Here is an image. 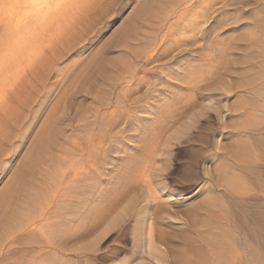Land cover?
<instances>
[{
    "label": "bare ground",
    "instance_id": "bare-ground-1",
    "mask_svg": "<svg viewBox=\"0 0 264 264\" xmlns=\"http://www.w3.org/2000/svg\"><path fill=\"white\" fill-rule=\"evenodd\" d=\"M78 2L79 0H36L35 3L0 0V12L6 15L7 19L14 21L15 28H12V31H16L14 34H23L21 37L24 38L26 36L24 33L34 36L37 31L44 30L45 26H49L46 27L47 29L51 28L54 25L53 22L71 14L80 3ZM186 2L188 3L189 0ZM260 9L258 10L261 11ZM157 10L155 11L157 12ZM160 13L163 11L157 12L156 16ZM258 15L260 14L258 13ZM255 22L257 24V21ZM50 24H52L51 27ZM258 25L264 30V17L258 19ZM44 33H46L45 30ZM255 34L253 35L255 36ZM254 41H256L257 48L252 49L251 54L254 61L251 64L249 61L248 67L249 70L255 68L257 71L253 72L255 76L252 75L250 78L252 84H249V81L246 90L251 93V96L244 95L249 98L250 105L244 106L240 117H232V121H229L231 124L239 121V123L242 122V124L250 126L238 132L235 137L233 136L232 155L234 158L230 160V163L226 164L225 162L219 165L220 160L221 162L223 160L222 156L224 158H227L226 155L228 156V154H220L222 142L220 138L224 135L223 130L227 129L229 125L226 117L229 110L225 109L227 112H224L223 108L222 111L214 110L217 112L214 113V123L210 124L212 139L209 136H203L204 139L199 141L193 137L188 138L186 135L188 140L184 139L186 140L184 142L178 137L176 139L178 145L175 144L178 151L175 153H173V138L171 137L174 130H171V134L168 133L172 129V125H169L170 122L167 123V118L165 119L161 115L162 118L157 115L146 118V124L151 121L148 124L149 128L146 124H139L138 113L146 108L148 102L139 103L140 105L133 104V102L132 104L136 105L133 106L125 105L127 102L124 101L123 106V100L117 99L114 108L121 107V112L114 108L111 109L108 113L109 119L112 120L110 122H107V116L97 120L98 110H95L94 120L100 122L96 128L89 130L85 140L82 142L80 138H77L70 140L67 144H65L66 141L61 142L62 144L60 143L56 150H53L51 145L56 143L54 136L57 129L49 128V131L47 129L48 132H46L48 134L45 133L47 137L43 143L46 146L40 147L47 153V157H43L46 159L43 162L45 167L41 170L39 167V169L37 168V165L33 166L34 173L38 171L40 179L35 178L36 180L31 184L32 188L29 187L27 191L23 189L17 192L18 194L13 193V196L10 195L11 198H7L8 194L6 198L9 199V202L5 203L6 206L0 212L2 217L0 220V264H98L101 260L104 262L108 258L116 259L118 257L117 254L108 253L105 249L102 250V253L100 252L102 242L114 234L115 237L131 243V256L136 257L129 259L128 256L123 260L113 261L112 264H132L134 259H137L139 264L142 262L143 264H264V37L256 36ZM13 43L15 44V42ZM2 45L4 46V42ZM25 46H28V49L31 48L30 45ZM18 51L20 52V49ZM18 58L20 57H17V60ZM121 62L124 64L123 61ZM121 66L123 68V65ZM166 70L170 71L169 68ZM5 73L3 72V76L6 75ZM170 74L166 72L163 77L167 80L171 78ZM257 77L259 80L254 81ZM245 78L247 79V77ZM7 81L9 80L7 79ZM29 82L24 86H19L20 84L14 86L13 82L11 89L4 90L5 93L11 90L16 92L7 98L5 103L7 102L8 105H5L3 112H0V162L5 153L6 144L10 141L12 127L17 124L21 112L29 104V97L24 98L23 94H17V89L26 91V93L34 89V85ZM4 84L5 81L3 86ZM6 85H8L7 82ZM4 92H0V98L4 96ZM164 102L166 101L164 100ZM214 104L211 105L212 107L210 106V109L218 106V103ZM0 105L3 106L1 103ZM134 107H139V109L134 110ZM147 109L149 107L146 108V111ZM248 109L256 110L257 116L249 117L250 112L247 111L250 110ZM153 110L155 109L153 108ZM246 112L249 114L247 115ZM194 117H190V121ZM118 118H121L122 124L125 123L126 126L132 122L135 123L134 125L139 129L135 139L142 140L143 143L139 148L143 152L133 158H129V154L126 158H121L115 163V157L110 153L120 151V146L128 149V144H130L124 140L126 136L124 137L123 130L126 126L122 127L117 134H111L116 127ZM237 123L236 125H238ZM189 126L192 125H186L187 128L182 126V129H188ZM201 135H204V132ZM57 141L59 142V140ZM132 147L135 148L134 145ZM188 154H191L195 159L185 167V174L198 181L196 186L202 184L195 191L197 196L194 198L184 195L178 199L174 195L183 194L192 186V183L190 180L189 183H181L179 187L182 190L175 194V190L171 189L166 181V176L172 172L171 170L176 169H171L169 162ZM108 164L114 165L109 170L110 173L111 171L118 172L115 173L118 176H113L111 182L100 178V174L107 170ZM117 166L121 167L120 172ZM213 168H215L214 172L217 170L220 172V174L217 172V175L224 178L222 181H225L223 183L226 190L225 195L216 193L217 190L214 189V183L211 182L214 181ZM31 177L34 179L33 175ZM220 181H216L219 186L222 185ZM106 183L111 184L106 186ZM253 184L258 186V194L251 198L260 200L253 202L245 197L242 199V193L243 195L248 194ZM135 187L141 189L143 193L135 192ZM234 194H237V197ZM235 208L239 209L241 213V223L249 222L248 217L250 216L251 224L257 228L253 229L250 225L252 231L246 233L243 230L236 236L240 225L237 224L239 214L237 217ZM188 216L192 217L191 225L188 223ZM236 219H238L237 223ZM244 223L242 225H245ZM23 240L29 242L30 247L24 255L17 256L20 252L13 247H17ZM118 250L116 252L123 249L120 247Z\"/></svg>",
    "mask_w": 264,
    "mask_h": 264
},
{
    "label": "rangeland",
    "instance_id": "rangeland-1",
    "mask_svg": "<svg viewBox=\"0 0 264 264\" xmlns=\"http://www.w3.org/2000/svg\"><path fill=\"white\" fill-rule=\"evenodd\" d=\"M158 1L79 0L80 5L77 4L78 6L71 14L53 22V26L50 24V27H52L49 29L46 28L49 26H45L46 33H44V30L37 31L34 36L33 34L27 33L32 35L29 36L24 33L28 36H24L26 41L21 37L23 34L15 35L16 31H12V28H15L13 26L14 21L7 19V16L0 12V64L3 63L2 66L0 65V70L3 69V72H6V75L3 76V72L0 71L2 72L0 73V92L11 89L13 82L14 86L18 84L24 86L31 81L29 83L35 87L27 93L22 90L19 91V88L17 89V94H23L24 98L29 97V104L23 109L24 112H21L17 124L12 127L10 141L7 142L4 149L5 153L1 157L0 212L9 202L7 198L11 194V196H13V193L18 194L17 192L23 189L27 191L36 180L35 178L40 179L39 172L34 173L33 166L36 167L37 165V168L40 169L45 167L43 162L46 159L43 157H47V153L43 151L44 146H46L43 143H45L47 137L45 133L49 131V128L52 130L57 129L54 136L57 145H51L53 150H56L61 142L66 141L65 144H67L70 140L77 138H80L83 142L89 130L96 128L100 122L94 120L95 110H98L97 120L107 116L106 120L110 122L112 120L109 119L108 113L114 108L115 102L119 98L123 100V106L125 102H127L125 105L149 103L145 106L146 108L149 107L147 111L145 108L138 113L139 124H146V118L155 115L159 117L161 115L168 119L167 123L170 122L169 125H172V129L168 133L171 134V130L175 132L171 136L174 141H172L173 153L178 151L176 146L178 145V142L176 143L178 137H180L179 140H188V138L193 137V139L201 141L204 139L203 136H209L212 139L213 135L210 132V127L214 123L213 120H215L213 119L215 117L214 113L217 112L214 110L222 111L223 108L224 112H227L225 109H228L227 122H231L232 117L241 116L244 106L250 105L248 103L249 98H246V96H251V93L246 90L249 84H252L250 78L254 75L253 72L256 73L257 70L255 68L249 70L248 66L249 61L250 64L254 61L251 54L253 48H257L254 38L256 36L264 37V30L258 25V19L264 17H262L264 15V0H189L188 3L186 0ZM154 9H161L160 11H163V13L156 16L157 12L160 11L157 10L156 12ZM155 12L156 14H154ZM258 13L262 15L260 16ZM255 21H257V24ZM139 25L141 26L139 27ZM19 35L20 37H18ZM3 42L4 46L2 45ZM29 42L33 43L30 44ZM24 43L30 45L31 48L28 49V46L26 47ZM22 49L25 53L21 52ZM26 51L28 52L26 53ZM17 57L20 58L17 60ZM121 65H123V68ZM165 68H169L170 71ZM166 72L167 74L172 72L169 75L171 78L167 80L163 77ZM249 72H251V75ZM11 80H13L12 83ZM258 80L257 77L254 81ZM6 82L8 85H6ZM15 92L11 90L8 93H3L4 96L0 99L4 103L0 100V103L3 104V106L0 105V112H3L4 106L8 105L7 102L5 103L7 98L13 96ZM214 103H218V106L210 109L211 105H215ZM120 108L114 109L121 112ZM134 108V110L139 109V107ZM248 110H250L247 111L250 114L246 113L249 114V117L257 116L256 110ZM190 117H194L195 120L190 121ZM150 122L146 124L148 128ZM187 122L188 124H186ZM230 122L227 129L223 130L224 135L220 138L222 139L220 154H228V156H225L227 158L222 156L223 160L222 162L220 160L219 165L225 162L226 164L227 162L230 163V160H233V138L238 132L250 126L245 123L242 124V122L239 123V121L236 122L238 125ZM134 124L132 122L127 126L125 123L123 125L122 119L118 118L116 127L111 134H117L122 127L126 126L123 130L124 137L126 136L124 140L130 144H128V149L120 146V151L110 153L112 156L114 155L115 163L118 160L120 161L121 158H126L129 154V158H133L143 152L139 148L143 143L142 140L135 139L139 129ZM178 125L181 126H179L181 129L178 128ZM186 125L195 127L189 126V130L182 129V126L186 127ZM203 132L204 135H201ZM121 135L123 136L122 133ZM36 150L38 151L36 152ZM193 159L195 158L188 154L169 162L170 168L176 169L174 171L170 169L172 172L165 176L168 186L175 190V194L182 190L179 187L181 183H189V180L192 183V186L185 190L183 194L174 195L178 199L184 195L194 198L197 196L195 191L202 184L198 185L199 187L196 186L198 181L185 174V167ZM6 161L8 163H5ZM113 166L108 164L107 170L103 171L100 174L101 176L99 175L100 178L111 182L113 176H118L115 174L118 172L111 171L110 173L109 170ZM118 168L120 172L121 167ZM214 170L215 168L212 169L213 172L211 171L214 178V181H211L212 184L214 183V189L216 188V193L225 195L226 190L223 184L225 181H222L224 178L217 175L220 174L218 170L215 172ZM32 175L34 179L31 177ZM217 180H221L220 184L222 185L219 186ZM107 183L106 186H110L111 183ZM257 187L253 184L248 194L245 193L244 196L242 193V199L245 197L253 202L260 200L256 197H254L256 199L251 198L254 195L257 196ZM134 191L140 194L143 193L137 187L134 188ZM8 194L9 196H7ZM234 196L237 197V194H234ZM5 198L6 200H3ZM237 208L235 210L237 217L239 214V220L236 219V223L239 221L237 224L241 228L238 226L240 231L237 229L236 236L243 230L246 233L252 231L250 225L253 229L255 228L254 224H251L250 216L248 217L250 223L243 222L245 225H242L243 223L240 222L242 221L240 220L241 213ZM1 218L0 216V220ZM187 220L190 221H188L190 225L193 223L192 217L188 216ZM245 226L250 228L248 229ZM29 247L30 243L23 240L13 249L20 252L17 256H22ZM120 247L123 250L116 252V250L119 251ZM104 249L113 255L117 254L118 257L116 259L108 258L109 260L107 259L104 262L101 260L98 264H105V262L112 264L113 261L123 260L128 256L129 259L136 257L131 256V243L115 237V234L102 242V250ZM136 260L134 259V262L139 264Z\"/></svg>",
    "mask_w": 264,
    "mask_h": 264
},
{
    "label": "snow or ice",
    "instance_id": "snow-or-ice-1",
    "mask_svg": "<svg viewBox=\"0 0 264 264\" xmlns=\"http://www.w3.org/2000/svg\"><path fill=\"white\" fill-rule=\"evenodd\" d=\"M18 2H31V3H35L36 0H18ZM5 163H8V162L6 161ZM0 183H2V180H0ZM89 243H91V242H89ZM100 252L102 253V249H100ZM97 260H99V257H97ZM105 264H107V262H105ZM132 264H135V262L133 261Z\"/></svg>",
    "mask_w": 264,
    "mask_h": 264
}]
</instances>
